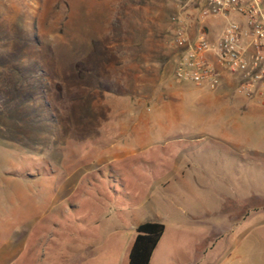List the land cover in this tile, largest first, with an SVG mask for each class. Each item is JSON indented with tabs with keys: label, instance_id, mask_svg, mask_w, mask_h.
<instances>
[{
	"label": "rangeland",
	"instance_id": "rangeland-1",
	"mask_svg": "<svg viewBox=\"0 0 264 264\" xmlns=\"http://www.w3.org/2000/svg\"><path fill=\"white\" fill-rule=\"evenodd\" d=\"M183 12L0 0V264H128L145 221L150 264H264V108L176 82Z\"/></svg>",
	"mask_w": 264,
	"mask_h": 264
},
{
	"label": "built area",
	"instance_id": "built-area-1",
	"mask_svg": "<svg viewBox=\"0 0 264 264\" xmlns=\"http://www.w3.org/2000/svg\"><path fill=\"white\" fill-rule=\"evenodd\" d=\"M180 1L175 79L210 88L232 79L240 95L264 106V0Z\"/></svg>",
	"mask_w": 264,
	"mask_h": 264
},
{
	"label": "trees",
	"instance_id": "trees-1",
	"mask_svg": "<svg viewBox=\"0 0 264 264\" xmlns=\"http://www.w3.org/2000/svg\"><path fill=\"white\" fill-rule=\"evenodd\" d=\"M164 232L165 224L160 221H145L138 224L128 264H150L153 252Z\"/></svg>",
	"mask_w": 264,
	"mask_h": 264
},
{
	"label": "crops",
	"instance_id": "crops-1",
	"mask_svg": "<svg viewBox=\"0 0 264 264\" xmlns=\"http://www.w3.org/2000/svg\"><path fill=\"white\" fill-rule=\"evenodd\" d=\"M177 60H178V57H176V62H175V64H174V71H175V67H176V64H177ZM144 61H146V64H147V68L148 69H152V70H154L158 75H165V74H167L168 72H167V66H165V67H162L161 65H160V63H158V61H157V58L156 57H150V56H148V58H146ZM169 62H170V60H169ZM140 71H143V68H140L139 69ZM174 71H173V75H174ZM232 79H229V80H227V81H225V82H223V83H227V85L228 86H231V85H234L233 84V81H232V83L230 82ZM176 82H178V83H180L179 81H177L176 80ZM183 82V81H182ZM242 96V95H241ZM243 98H245L244 96H242ZM246 100H250L251 101V99H248V98H245ZM258 105H260L259 103H258ZM262 108H264V106L263 105H260ZM217 138H218V140H219V142H224V143H231V136L230 135H228V134H226V132H223L222 131V133L221 134H219L218 136H217ZM235 138H233V140H234ZM218 168H220V165H219V167ZM220 170H223V172L225 173V170L226 169H219L218 170V172H220ZM263 208H264V206H263ZM254 210H256V209H252L250 212H252V211H254ZM250 215H251V213H248V214H246V216H244L243 217V219L245 220V219H247L248 217H250ZM231 231H235V229H232ZM221 235V234H220ZM223 235V234H222ZM221 235V236H222ZM220 236V237H221ZM156 249V248H155ZM233 249L234 248H229V249H227V248H225L223 251H222V253L220 254V255H218V258L217 259H215V261L214 262H212V264H220V263H218L221 259H219V256H221V255H230V254H236V250H234L233 251ZM155 251V250H154ZM154 253V252H153ZM153 256V255H152ZM152 258V257H151ZM196 264H198V263H196Z\"/></svg>",
	"mask_w": 264,
	"mask_h": 264
}]
</instances>
